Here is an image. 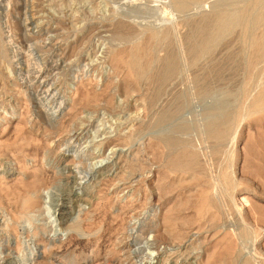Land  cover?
<instances>
[{"label":"rangeland","instance_id":"rangeland-1","mask_svg":"<svg viewBox=\"0 0 264 264\" xmlns=\"http://www.w3.org/2000/svg\"><path fill=\"white\" fill-rule=\"evenodd\" d=\"M263 6L0 0V264H114L125 251L134 264H264ZM219 13L247 18L195 60V26ZM146 31L169 37L149 41L153 67L136 78L116 55ZM168 53L178 68L160 82Z\"/></svg>","mask_w":264,"mask_h":264},{"label":"bare ground","instance_id":"bare-ground-1","mask_svg":"<svg viewBox=\"0 0 264 264\" xmlns=\"http://www.w3.org/2000/svg\"><path fill=\"white\" fill-rule=\"evenodd\" d=\"M176 1H179L180 3L181 2H184V1H187V0H176ZM186 4V3H185ZM184 4V5H185ZM183 5V6H184ZM263 5V4H262ZM179 6H181V5H179ZM264 7V6H263ZM152 9V8H151ZM246 10V9H245ZM164 12V11H163ZM246 13V12H245ZM238 15L236 16L235 14H233V15H231V14H227V13H219V15H216V17H215V15H214V17L213 18H210V19H207V18H204V20L201 22H199V23H197V25L195 26V29H194V32H193V34H191V36H190V41H191V43L190 44H192V47H190L191 48V50H192V53H193V58L196 60L198 57H200V55L202 54H204V53H206V52H209V50H211V48L214 46V45H216L219 41H220V39L221 38H223V36H225L224 34L228 31L229 32V30L232 28L233 29V26L235 25V24H238L239 25V23L238 22H244V18H247V17H244L243 15L242 16H240V14L239 13H237ZM243 14V13H242ZM235 15V16H234ZM246 16H247V14H246ZM250 16V15H249ZM248 16V17H249ZM244 17V18H243ZM119 18V17H118ZM116 19V18H115ZM126 20V19H125ZM261 20H264V9L261 11V12H259V14H257V17H255V19H254V22H259V21H261ZM117 21V20H116ZM127 21V20H126ZM126 21H123V19L122 20H118L117 21V26L119 27V26H121L123 29H122V31H123V33H125L126 35H131V34H139L138 32L139 31H137L136 30V28H135V25H133L132 23H130V22H126ZM114 22V21H113ZM245 22H246V20H245ZM250 22V21H249ZM253 22V21H252ZM252 22H251V24H252ZM253 22V23H254ZM261 22H263V21H261ZM248 23V22H247ZM264 23V22H263ZM244 24V23H243ZM242 24V25H243ZM258 24V23H257ZM261 24V23H260ZM171 25V24H170ZM245 25V24H244ZM248 25V24H247ZM235 26H237V25H235ZM234 26V27H235ZM113 27H115V26H113ZM186 27V26H185ZM116 29V28H115ZM147 29V28H146ZM167 30H170V29H167ZM246 30V29H245ZM151 31V30H150ZM165 31V30H164ZM263 32H264V30H262ZM117 32V31H116ZM263 32L261 33V34H263ZM141 33V32H140ZM155 33H157V32H155ZM154 32L153 33H151V32H145V33H143L144 34V37H145V40H144V42H142V43H138V44H136V45H134L130 50H128L127 52H125V51H120V52H118V54L116 55V58H122V60L124 59V61L127 63V65H128V69H130V72L136 77V78H140V77H143L147 72H149V70H151L152 69V67H153V63H154V59H153V57L151 56V55H153V53L152 54H150L149 53V41H151V39H154L153 37H157V36H160V35H154L155 34ZM163 33V32H162ZM161 33V34H162ZM165 34L162 36V37H164V38H167V36L169 35L168 33V31L167 32H164ZM184 33V32H183ZM132 36H134V35H132ZM188 36V37H189ZM259 36H263V35H259ZM259 36H258V38H256V39H253V50H254V53L256 54V55H258L259 53H261L262 51H264V50H262L263 49V45H262V41H264V40H262L261 39V37L259 38ZM161 37V36H160ZM162 37H161V40H162ZM169 37V36H168ZM188 37H186V40H187V38ZM23 39V38H22ZM159 39V38H158ZM169 39V38H168ZM26 40V39H25ZM155 40V39H154ZM154 40H152V42H154ZM161 40H158V41H161ZM166 40V39H165ZM164 40V41H165ZM188 41V40H187ZM139 42V41H138ZM152 42H150V44L152 45L153 43ZM163 42V41H162ZM155 43L157 44L158 42H157V40L155 41ZM154 43V44H155ZM264 44V43H263ZM162 45V44H161ZM263 46V47H262ZM151 47V46H150ZM121 49V48H120ZM124 49V48H123ZM165 50V49H164ZM175 51V50H174ZM185 52V51H184ZM176 53V52H175ZM156 54V53H155ZM178 54V53H177ZM254 54V55H255ZM186 56V55H185ZM208 56V55H207ZM259 56V55H258ZM166 58H164V64H163V67H162V69L160 70V72H159V74H158V81H160V82H164L165 80H167V78L168 77H170L175 71H176V69L178 68V60H177V58H176V55L175 54H173V53H168V55L167 56H165ZM190 57V56H189ZM257 57V56H256ZM114 58V57H113ZM184 58V57H183ZM115 60V59H114ZM117 60V59H116ZM121 59H119V61H120ZM118 61V60H117ZM124 61H122L123 63H124ZM194 61V60H193ZM121 63V62H120ZM184 64V63H183ZM187 65V64H186ZM160 69V68H159ZM130 73V74H131ZM176 73V72H175ZM147 75V74H146ZM174 76V75H173ZM132 81V80H131ZM198 81V80H197ZM158 85V84H157ZM194 85V84H193ZM42 86H47V83L45 82V83H43V85ZM160 88V87H159ZM44 92L45 93H48V96L49 97H51V100H49V104H51V106L49 107L48 106V103L46 102L45 104H47L46 106H48L49 107V109L50 110H52V112H53V110L55 109V110H57L58 109V107H57V109L55 108L56 106H57V102H58V100L56 101V98H57V94L56 93H51V91H50V89H49V87H48V89H46L45 88V90H44ZM263 92V91H262ZM261 92V93H262ZM260 95H262V94H260ZM262 96H264V95H262ZM260 97V96H259ZM58 99V98H57ZM259 99V98H258ZM47 101V100H46ZM53 101V102H52ZM60 101V100H59ZM257 101V100H256ZM263 100L261 99V102H262ZM52 102V103H51ZM260 102V99H259V103H261ZM62 103H63V100L62 101H60V104H59V107L62 105ZM255 103V102H254ZM257 103V102H256ZM55 104V105H54ZM264 104V103H263ZM262 104V105H263ZM257 105V104H256ZM258 107V106H257ZM54 112H57V111H54ZM264 112V111H263ZM174 113V112H173ZM54 115V114H53ZM228 118V117H227ZM229 121V120H228ZM218 124H222V123H220V121H215L214 123H212V125H210L209 126V131H210V133L211 134H213V133H215V135H217V136H222V131L217 127V125ZM220 127V126H219ZM76 128V127H75ZM225 128V127H224ZM71 130V129H70ZM81 130V129H80ZM71 132V131H70ZM224 132V131H223ZM74 134L75 133H71V134H69V137L70 138H72V137H74ZM77 134V133H76ZM225 135V134H224ZM77 136V135H76ZM223 137V136H222ZM108 140V139H107ZM116 140V139H115ZM111 141V140H110ZM109 142V141H108ZM112 143V142H111ZM108 144V143H107ZM115 144V143H114ZM116 145V144H115ZM175 145V144H174ZM112 147V146H111ZM186 154V153H185ZM256 156V155H255ZM75 157V156H74ZM94 157H96V155L94 156ZM178 157V156H177ZM77 158V157H76ZM85 158V157H84ZM87 158V157H86ZM80 159V158H79ZM181 159V158H180ZM184 159V158H183ZM74 160V159H73ZM179 161V160H178ZM183 161V160H182ZM182 161L181 162H179V164L178 165H180V164H184V166L186 167V165L188 166V164L189 163H187L186 164V162L185 163H182ZM191 161V160H190ZM193 161V160H192ZM81 162V161H80ZM173 162V161H172ZM186 164V165H185ZM191 164H192V162H191ZM191 166V165H190ZM76 167V166H75ZM180 167H183V165L182 166H180ZM190 168H192V166L190 167ZM189 169V168H188ZM184 170H185V168H184ZM69 177V176H68ZM81 177V176H80ZM69 181V180H68ZM67 185V184H66ZM68 186V185H67ZM64 190V189H63ZM87 195V194H86ZM76 199L75 200H77L78 202H80V203H82V202H86V203H88V204H90L92 201H91V199H89L88 197H81V196H76L75 197ZM71 199H72V196H70V194H69V192L68 193H61L60 195H59V204H58V210L60 211L59 212V217H60V220L62 221V222H65V220L67 219V217L71 214V211L72 210H70V208H69V206H68V202L69 201H71ZM57 200V199H56ZM23 202H24V200H23ZM73 202V201H72ZM25 203H26V209H30L31 207H33V206H35V202L32 200V198H29L28 197V199L25 201ZM58 203V202H57ZM253 204H254V202H253ZM15 206V205H14ZM23 206V207H24ZM38 206V205H37ZM72 206V205H71ZM30 207V208H29ZM36 208V207H35ZM73 208H74V206H73ZM259 212V211H258ZM260 214V213H259ZM141 216V215H140ZM134 217V216H133ZM139 219L140 218H134L133 219V221H132V223H131V227H130V230H132V231H136L137 229V227H138V225L140 224V221H139ZM262 220V219H261ZM128 228V227H127ZM148 228V227H147ZM158 228V227H157ZM145 230H147V229H145ZM149 231H151V232H156V230H154V229H150ZM163 233V232H162ZM159 235H161V234H159V231H158V233H157V238L159 237ZM153 236V235H152ZM155 236V235H154ZM191 237H195L196 239H197V232H195V231H193L190 235H189V239L191 238ZM155 241H156V238H155ZM39 242V241H38ZM49 245V244H48ZM120 247V246H119ZM121 247H122V249L123 250H125V247H126V245L125 244H123V245H121ZM158 247V246H157ZM157 249V248H156ZM160 252V251H159ZM124 254H125V258H122V259H118V260H116V261H114V264H129L130 263V261H128V259H129V257L126 255V251L124 252ZM49 256V255H48ZM45 258H47V257H45ZM44 258V259H45ZM46 260H48V259H46ZM45 260V261H46ZM61 264H76V263H69V262H61ZM130 264H134V263H130ZM146 264V263H145ZM149 264H153L152 262H149ZM186 264V263H185ZM187 264H190V263H187Z\"/></svg>","mask_w":264,"mask_h":264}]
</instances>
